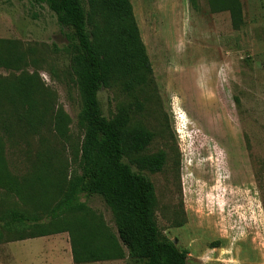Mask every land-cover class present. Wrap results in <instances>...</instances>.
Segmentation results:
<instances>
[{
  "label": "rangeland",
  "instance_id": "rangeland-1",
  "mask_svg": "<svg viewBox=\"0 0 264 264\" xmlns=\"http://www.w3.org/2000/svg\"><path fill=\"white\" fill-rule=\"evenodd\" d=\"M240 1L243 21L236 28L230 12L213 11L210 0H131L153 66L151 99L133 123L154 132L145 153L167 155L160 172L132 168L154 183L159 229L189 252L188 264H264V0ZM85 7L91 10L87 0ZM0 39L15 41L29 62L19 71L0 68V78L36 73L50 100L46 124L34 130L14 123L5 136L11 174L21 183L42 175L36 197L0 187V209L44 219L58 176L79 170L84 138L73 33L44 3L0 0ZM99 100L111 117L132 99L107 87ZM60 107L70 117L66 138L51 124ZM83 201L116 231L101 197ZM69 244L68 232L0 243V264H73L58 252ZM125 252L124 259L83 264H142Z\"/></svg>",
  "mask_w": 264,
  "mask_h": 264
},
{
  "label": "trees",
  "instance_id": "trees-1",
  "mask_svg": "<svg viewBox=\"0 0 264 264\" xmlns=\"http://www.w3.org/2000/svg\"><path fill=\"white\" fill-rule=\"evenodd\" d=\"M35 1L48 5L60 25L72 30L71 62L83 103L79 126L84 138L79 170L69 177L58 176V193L52 199L56 201L44 219L17 208L0 209V243L68 232L75 264L124 259L125 249L142 264H188L189 252L161 233L154 183L140 172L162 171L167 155L163 150L145 153L154 132L133 123L134 114L151 99L153 66L131 0H87L90 11L86 0ZM210 4L215 12L229 11L239 28L240 0H210ZM28 65L15 41L0 39V68L19 71ZM107 87H117L132 99L111 117L103 114L99 100V92ZM49 103L38 74L23 71L12 79L0 78V187L36 197L35 185L42 175L21 183L11 174L5 136L14 123L34 130L46 124ZM51 124L58 136H68L70 117L63 108L56 110ZM93 196L101 197L111 211L115 232L102 213L83 201Z\"/></svg>",
  "mask_w": 264,
  "mask_h": 264
},
{
  "label": "crops",
  "instance_id": "crops-1",
  "mask_svg": "<svg viewBox=\"0 0 264 264\" xmlns=\"http://www.w3.org/2000/svg\"><path fill=\"white\" fill-rule=\"evenodd\" d=\"M52 235H50V236H42V237H36V238H28V239H25V240H20V241H29V240H35V239H38V238H50ZM19 241V242H20ZM59 253H61V254H63L62 252H64L65 254H66V256L67 257H69L70 259H72L73 260V255H72V249H71V244H69V246L68 247H66V246H64V247H62L59 251H58ZM40 256V255H39ZM73 262H74V260H73ZM53 264V263H55L54 261H48L46 264ZM73 264H75V263H73Z\"/></svg>",
  "mask_w": 264,
  "mask_h": 264
}]
</instances>
